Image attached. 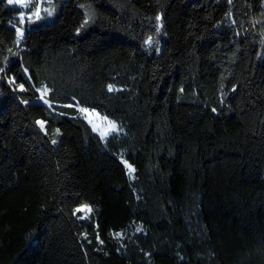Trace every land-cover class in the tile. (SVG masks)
<instances>
[{
	"label": "trees",
	"instance_id": "1",
	"mask_svg": "<svg viewBox=\"0 0 264 264\" xmlns=\"http://www.w3.org/2000/svg\"><path fill=\"white\" fill-rule=\"evenodd\" d=\"M0 264H264V0H0Z\"/></svg>",
	"mask_w": 264,
	"mask_h": 264
},
{
	"label": "rangeland",
	"instance_id": "2",
	"mask_svg": "<svg viewBox=\"0 0 264 264\" xmlns=\"http://www.w3.org/2000/svg\"><path fill=\"white\" fill-rule=\"evenodd\" d=\"M33 1L34 0H19V2H17V0H13V3H9V4L17 5L26 9L29 5L33 3ZM39 13H40V9L35 13L34 16H39L40 15ZM26 15L27 14L24 13V17ZM29 16L31 15L29 14ZM50 22H53V20ZM24 33H25L24 30L22 29L19 30L20 40H22ZM80 112H81V116L85 118V120L93 128L94 132L104 140L109 138L111 135L119 133L121 131L119 125L116 122L110 120L109 118L104 117L98 111L90 110L87 108L86 109L81 108ZM113 125L115 126L114 128ZM78 211L82 213L84 218H88L91 214V209L86 206L79 208Z\"/></svg>",
	"mask_w": 264,
	"mask_h": 264
},
{
	"label": "snow or ice",
	"instance_id": "3",
	"mask_svg": "<svg viewBox=\"0 0 264 264\" xmlns=\"http://www.w3.org/2000/svg\"><path fill=\"white\" fill-rule=\"evenodd\" d=\"M8 2L9 3H13V0H8ZM17 2H19V0H17ZM112 89H111V87L109 88V91H111ZM115 126L113 125V128H114ZM129 168H130V170H131V167L129 166Z\"/></svg>",
	"mask_w": 264,
	"mask_h": 264
},
{
	"label": "water",
	"instance_id": "4",
	"mask_svg": "<svg viewBox=\"0 0 264 264\" xmlns=\"http://www.w3.org/2000/svg\"><path fill=\"white\" fill-rule=\"evenodd\" d=\"M41 127L44 128V125L42 124Z\"/></svg>",
	"mask_w": 264,
	"mask_h": 264
}]
</instances>
